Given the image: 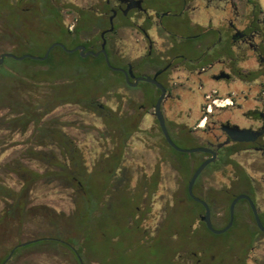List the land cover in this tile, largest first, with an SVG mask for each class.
<instances>
[{
  "label": "flooded vegetation",
  "instance_id": "obj_1",
  "mask_svg": "<svg viewBox=\"0 0 264 264\" xmlns=\"http://www.w3.org/2000/svg\"><path fill=\"white\" fill-rule=\"evenodd\" d=\"M7 7L9 33L24 32V12L32 11L38 19L34 32L77 35L76 38L85 35L86 39L79 38L76 46L65 47L72 50L84 45V52L95 53L105 48L111 65L105 53L95 57H102L110 69L122 74V81L113 84L121 85V106L99 104L100 112L120 131V138L114 149L99 160L97 169L85 168L99 185L90 189L94 198L99 194L104 203L112 206L121 195L133 206L129 221L138 224L141 242L152 246L153 239L170 241L161 236L160 231L171 224L180 225L178 218L182 215L177 212L172 216L179 200L186 205L200 206L194 220L196 218L201 229L214 236L222 237L240 229L243 230L241 242L264 241V230L251 203L264 227V0H8ZM3 8L0 4V12ZM69 53L88 57H83L80 49ZM161 96L162 118L175 145L183 149H203L184 152L188 155L183 161L187 173L183 196L167 203L165 222L158 226L151 240H147L141 224L143 218L137 217L141 212L139 203L153 198L161 183L156 166L148 174L144 169L146 156H150L147 153H159L160 147L165 145L170 150L183 152L165 136L157 113ZM52 137L60 155L52 152L48 156L42 150L36 153L38 158L46 159L50 167L46 171L71 168L74 161L84 164L80 148L63 131H56ZM133 139L138 143L141 161L137 183L130 186L134 177L126 171L123 160ZM213 157L196 179L192 195L189 185L195 172ZM153 158L157 162L159 155ZM175 158L174 154L167 155L169 161ZM117 159L119 166L113 170L111 164ZM53 161L61 166L50 164ZM18 162L25 164L21 158L14 159L7 169L21 176ZM117 182L124 185L116 186ZM66 185L74 189L78 210L79 195L85 188L70 182ZM240 195L247 197L236 203L232 226L222 234L210 230L204 220L207 207L213 227L223 229L231 221L232 202ZM183 213L191 216L190 211ZM194 220L186 236L189 241L202 244L205 239L193 227ZM173 232L174 238L179 240L178 234ZM116 239L119 237L114 236L113 241ZM67 246L81 264L82 256L77 248L69 243ZM13 250L15 252L16 248ZM234 253H230V258ZM211 258V264L226 263L220 253ZM165 264H173V260L168 258ZM197 264L209 263L198 259Z\"/></svg>",
  "mask_w": 264,
  "mask_h": 264
},
{
  "label": "rangeland",
  "instance_id": "obj_2",
  "mask_svg": "<svg viewBox=\"0 0 264 264\" xmlns=\"http://www.w3.org/2000/svg\"><path fill=\"white\" fill-rule=\"evenodd\" d=\"M1 1V6L5 8L0 12V53L44 56L54 43H63L70 48L80 42L79 38L86 39L85 35L79 38L76 35L74 38L64 34L34 32L38 19L33 16L32 11L24 12L27 23L22 28L24 32L9 33L8 0ZM14 16L17 17L16 14ZM111 61L118 65L114 60ZM121 81L122 74L110 69L102 57L82 58L76 53L65 52L60 47L53 48L49 60L45 62L31 58H6L0 69V183L17 191L23 186L20 176L5 167L14 159L21 158L29 168L39 173L50 169L46 159L38 158L36 153L42 150L48 156L52 152L60 155L55 147V137L51 135L53 130L63 131L80 148L87 170L97 169L99 160L114 149L116 140L120 138V131L100 112L99 104L121 106V85H113ZM19 102H25L35 116H42L41 124L33 121L27 126L18 124L17 121L7 124L11 117L17 116L11 112L18 108ZM24 109L25 105L21 104V111ZM45 111L49 113L42 114ZM169 153L176 155L173 161L167 159ZM139 154L138 143L133 139L126 148L123 160L128 168L126 171L134 177L130 186L137 183L141 161ZM147 154L150 155L146 156L147 161L144 163L147 174L156 166L161 176L158 192L153 198L140 201L141 212L137 215L138 218H143L141 224L146 230L145 239L151 240L158 226L165 222L167 203L183 196L182 189L186 185L187 174L183 161L188 154L170 150L166 145L160 147L159 153ZM154 155H159L157 162L154 161ZM152 159L154 162H150ZM115 162H112L111 167L115 166ZM117 171L121 174V171ZM118 182L116 186L124 185V182L121 185ZM66 184L63 180L43 179L35 182L29 195V207L24 221L20 223L11 217L0 220V261L17 243L39 235L60 234L63 239L53 238L19 246L16 251L19 255L10 264H78L67 246V243H74L73 236L77 232L72 224L76 212L74 189ZM98 186L96 180L93 187ZM0 191L5 193L3 188ZM8 202L9 199L0 197V218L5 213ZM188 205L180 200L176 201L172 216L180 213L182 217L178 219L181 223L178 227L171 224L164 228L163 233L166 234V239H170L169 242L164 244L160 243V239L152 240L149 251L156 253V257L143 255L144 248L139 242L142 233L136 227L131 230L123 223L115 230L109 226V236L117 232L122 235L119 237L120 241L112 243L111 256L122 259L124 264H164L168 258L173 260V264H197L198 259H204V262L211 264V257H217V253H220L222 260L226 262L224 264H264V241L241 242L243 230L240 229L222 237L214 236L201 229L196 218L194 220V213L200 211V206L196 203ZM186 211H190L191 216L183 213ZM134 219L137 220L136 217ZM193 220V227L205 239L202 244L185 240L186 230ZM175 230L179 232V241H176L177 237L174 238ZM183 243L187 244L188 249H182ZM158 249H163L164 255H160ZM232 251L235 253L230 258ZM91 264L98 263L91 261Z\"/></svg>",
  "mask_w": 264,
  "mask_h": 264
},
{
  "label": "trees",
  "instance_id": "obj_3",
  "mask_svg": "<svg viewBox=\"0 0 264 264\" xmlns=\"http://www.w3.org/2000/svg\"><path fill=\"white\" fill-rule=\"evenodd\" d=\"M21 104L25 105L23 112L21 111ZM18 105V108L11 112V114L15 113L17 116L15 118L11 117V119L7 121V124H10L14 121H17L18 124H23L26 126L30 121L41 124L43 119L41 116L42 114H40L41 117L35 116L31 111H29V106L25 102H19ZM55 134V130L51 131V135ZM50 164L57 167L61 166L57 161H53ZM114 164L115 166L113 167V170H116V168L119 166V160L117 159ZM9 166H11L10 163L5 165L6 168H9ZM17 167L22 173L20 178L24 184L22 188L17 191L0 183V188L5 190V193L0 191V197H5L6 199L10 200V202L7 204L8 206L5 210V213H3L0 220L4 221L8 217H11L13 219H17L20 223L24 221L29 207L30 188L33 187L35 182L43 179L47 181L63 180L66 183L70 182L73 186L85 188V191L79 195V207L78 210H76L72 221L74 229L77 232V235L73 236L74 243L72 244L77 248V251L82 256L86 264H91V261H95L98 264H124L122 259L111 256V249H113L112 243L120 241V238L113 241L114 236L122 237V235L117 232L116 234L109 236L107 233L109 226H112L115 230H117L123 223H126L131 230L133 227H136L138 232L140 231L137 223L129 221V214L133 213V206L131 204L128 205V202L123 198V196L118 195L117 200L113 202L112 206H108L106 202L104 203L102 196L99 194H97V196L95 195L96 198H94V194L90 190L91 187L94 186V180L92 175L86 172V168L81 161H74L71 168H65L61 170L55 169L51 171L49 170L44 174H40L31 170L28 166L21 162L17 163ZM163 231L164 228L161 229L160 235L166 236V234L164 235ZM186 232L188 234V231ZM175 233L178 234L180 239L178 230H175ZM53 238L55 240L63 239L60 234H45L44 236L39 235L34 239H39L37 241L39 242ZM185 240H188L187 236ZM177 241L179 240L177 239ZM139 242L144 248L143 255L150 257L151 255L156 254L149 251L151 246H147L140 240ZM160 243L165 244L166 242L161 240ZM19 244L20 243H17L12 248H10L8 254H6V256H4L0 261V264H10L19 255L16 254ZM181 246L182 249H186L188 247L185 243H183ZM14 248H16V251L14 252L13 256L8 259L11 251ZM163 249H158V253L160 255H164V252H162Z\"/></svg>",
  "mask_w": 264,
  "mask_h": 264
},
{
  "label": "water",
  "instance_id": "obj_4",
  "mask_svg": "<svg viewBox=\"0 0 264 264\" xmlns=\"http://www.w3.org/2000/svg\"><path fill=\"white\" fill-rule=\"evenodd\" d=\"M56 46H61V47L65 48V49H66L67 51H69V52H75L76 50L80 49V50H81V55H82L83 57H87V56H89V55L99 56L101 52L105 53V55H106V57H107V53H106L105 48H104L102 51H99V52H96V53H95L94 51L84 52V51H85V46H84V45H78L79 47H77V48H75V49H72V50H69V49H67V48L65 47V45H64L63 43H54V44L48 49V51L46 52V54H45L44 56H35V55H31V54H24V55H21V56H16L15 54H13V53H9V52H3V53H0V69H1L2 65L4 64L6 58H14V59H17V60H24V59H26V58H31V59H35V60L45 61L46 59H48L51 50H52L54 47H56ZM107 60H108V57H107ZM108 63H109V65H111L110 62H109V60H108ZM162 98H163V96L160 97L159 102L157 103V113H158L159 118H160V121H161V123H162V126H163V130H164L165 136H166L167 140L169 141V143H171V144H172L177 150H179V151H183V152H194V151L202 150L203 148L183 149V148H179V147H177V146L175 145V143L172 141V139H171V137H170V135H169V133H168V131H167L165 125H164V120H163V118H162V114H161V106H160V105H161ZM213 159H214V157H213L212 159H210V160L205 161L203 164L200 165V167H199V168L197 169V171L195 172V174H194V176H193V178H192V180H191V182H190V185H189V189H190V192H191L192 195H193L192 188H193V185H194L196 179L198 178V176L200 175V173L205 169V167H206V166H207V165H208ZM244 197H247V196H245V195H240V196H238V197H236V198L234 199V201L232 202V205H231V221H230V223H229V225H228L227 227H225V228H223V229H220V230H217V229H215V228L213 227L212 222H211V211H210L209 207H207V211H206V215L204 216V220L206 221V223H207V225H208V228H209L210 230H212V231H213L214 233H216V234H222V233L226 232V231L232 226V224H233V219H234V208H235L236 203H237L240 199H242V198H244ZM251 203H252L253 209H254V211H255V213H256L257 221H258L259 225L261 226V228L264 230V227H263V225H262V222H261V220H260V218H259V216H258V213H257V211H256L255 205H254L253 202H251ZM38 240H39V239H31V240H28V241L22 242L19 246H21V245L31 244V243L37 242ZM13 252H14V250L11 252V254H10V256H9L8 259L11 258V256L13 255ZM80 261H81V264H84V262H83V260H82L81 257H80Z\"/></svg>",
  "mask_w": 264,
  "mask_h": 264
}]
</instances>
